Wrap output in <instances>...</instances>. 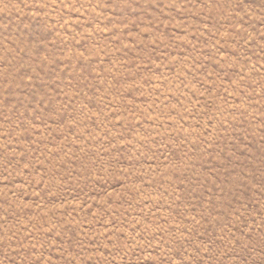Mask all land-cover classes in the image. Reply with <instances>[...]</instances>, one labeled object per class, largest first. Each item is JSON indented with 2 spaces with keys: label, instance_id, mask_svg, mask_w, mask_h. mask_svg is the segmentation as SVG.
<instances>
[{
  "label": "rangeland",
  "instance_id": "1",
  "mask_svg": "<svg viewBox=\"0 0 264 264\" xmlns=\"http://www.w3.org/2000/svg\"><path fill=\"white\" fill-rule=\"evenodd\" d=\"M0 264H264V0H0Z\"/></svg>",
  "mask_w": 264,
  "mask_h": 264
}]
</instances>
